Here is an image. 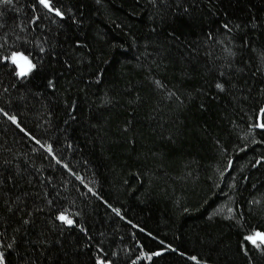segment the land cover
Wrapping results in <instances>:
<instances>
[{
  "label": "trees",
  "instance_id": "16d2710c",
  "mask_svg": "<svg viewBox=\"0 0 264 264\" xmlns=\"http://www.w3.org/2000/svg\"><path fill=\"white\" fill-rule=\"evenodd\" d=\"M53 3L0 2L8 264H264V0Z\"/></svg>",
  "mask_w": 264,
  "mask_h": 264
},
{
  "label": "snow or ice",
  "instance_id": "6c2138e0",
  "mask_svg": "<svg viewBox=\"0 0 264 264\" xmlns=\"http://www.w3.org/2000/svg\"><path fill=\"white\" fill-rule=\"evenodd\" d=\"M0 2L2 3H11V0H0ZM39 4L42 5L48 12L54 13L56 17H59L61 20H64L66 18V13L64 10H62V6H57L56 4L53 3V0H38ZM70 11V9H69ZM40 19V17H37L36 20L38 21ZM225 28H228V25L225 24L224 25ZM78 43V42H77ZM40 52H44L45 49L41 46L40 47ZM27 49H25V51H13L11 53L10 56H4L3 57V61L8 62L10 61L13 68L12 71L15 73V75L19 78H26L28 77L30 74H34L35 71H38V64L34 62V58H30L28 55H26ZM232 55H234V53H231ZM221 75H223V73H221ZM157 83H159L157 81ZM48 86L51 88H55L56 84L52 81L49 80L48 81ZM216 88L220 89L221 91L225 90V84L224 83H216ZM4 110L2 108H0V112H3ZM260 115L262 118H264V108H261L260 110ZM5 116H8L7 112H4ZM10 120H12L13 122H16V117L15 116H9L8 117ZM258 127L261 129H264V122H261L258 124ZM34 140L36 139L35 137H32ZM36 143H40L39 140L36 141ZM47 150L52 153L53 152V148L52 145L49 144L47 146ZM65 167H67V165H65ZM49 203H51V201H49ZM109 207H111V205H109ZM114 212H116L117 214L120 213V209H113ZM77 215H79L77 213ZM56 220L60 221L62 225L71 227L73 226L76 221L73 217H70L67 212L65 211H58V215L55 217ZM25 223H28V221H25ZM129 223H131L129 221ZM85 230L86 229H82ZM149 236H151V233H148ZM16 238L13 237V240H15ZM245 240L251 242L252 245H254L257 248H260L261 245H264V232H255L254 234H250L248 236H246L244 238ZM163 241H160V244L163 245ZM0 247H6L8 249H12L14 247V245L12 243H9L7 245H3V242L0 241ZM173 250L175 251L176 249L173 248V246L171 244H169L167 246V248L161 249V250H157V251H153V252H149L146 253V258L151 260L153 258V256L159 257L163 254V252L167 251V250ZM101 252H103V249L100 250ZM191 260L193 261H197V264H199V260L196 256H191L190 257ZM0 264H8L7 259H6V253L3 250H0ZM94 264H113V261L107 259L106 256L103 255H97L95 257V261ZM133 264H135V261H133Z\"/></svg>",
  "mask_w": 264,
  "mask_h": 264
}]
</instances>
